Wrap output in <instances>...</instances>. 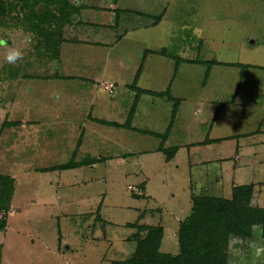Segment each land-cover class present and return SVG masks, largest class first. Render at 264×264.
Wrapping results in <instances>:
<instances>
[{
    "label": "rangeland",
    "instance_id": "rangeland-1",
    "mask_svg": "<svg viewBox=\"0 0 264 264\" xmlns=\"http://www.w3.org/2000/svg\"><path fill=\"white\" fill-rule=\"evenodd\" d=\"M10 1L5 0V6ZM67 1L73 4L72 0ZM83 1L91 4L100 0ZM101 1L113 11L111 25L105 28L74 25L71 29L67 26L63 35L70 41L56 49L52 43L50 51L43 47L32 50L34 36L21 18L28 11H18V2L15 4L13 0L15 8L3 16L7 25L0 24V39L20 48L24 58L15 65L8 64L6 48L0 46V173L15 176L18 184L12 201L15 213H8L6 227L0 230L2 264L124 261L135 247L130 236L135 228L125 224L136 220L150 225L170 223L165 226L160 250L175 253L177 239L171 237L177 228L174 217H183L191 207L184 182L190 180L195 193L230 197L232 180L237 184L248 183L264 173L262 162L252 163L255 152L261 154L264 149V142H260L264 139V0H115L118 7L114 9L110 7L112 0ZM133 8L147 16L136 17ZM116 10H123L125 15H120L115 28ZM105 14L111 15L109 11ZM85 16L81 12L78 18L86 19ZM145 23H149L147 28L143 26ZM83 40L88 41L80 43ZM95 41L98 43L91 44ZM145 49L150 52L144 58ZM207 61L216 63L208 67ZM139 67L138 87L169 89L174 98L180 99V113L174 124L178 130L172 132L169 145L184 138L187 118L193 124L194 141L207 135L238 136L208 146L192 145L188 157L182 149L168 166H162L163 153L140 155L139 161L135 160L136 174L125 173V163H111L104 178L98 180L103 172L100 165L92 172L95 179L89 183L94 189L87 186L86 190H72L81 194L76 197L80 201L72 202L75 206L47 208L41 201L53 197L56 190H47L45 180L56 179L60 171L42 172L37 168L68 161L70 158L61 156L62 148L73 147L78 137L84 138V143L94 139L92 122H83L84 134L79 131L80 121L89 113L91 118L123 122L137 94L130 84ZM99 75L106 81L102 89L97 84ZM82 78L93 79L94 83L87 80V84ZM139 96L141 114L137 115L140 120L136 125L142 129L161 127L162 131L175 101L146 93ZM217 106L221 109L220 117L210 133V117ZM65 117L73 124L62 121ZM5 121L17 123L7 126L3 125ZM21 121L28 125L21 127ZM258 127L262 132L239 135L254 132ZM35 130L33 138L23 136ZM146 132H136V141L126 140L119 131L118 139L124 140L120 141V149H152L159 138ZM201 155L215 161L203 165ZM152 157L154 161H148ZM181 158H188L189 168L177 164ZM237 160L239 174L234 169ZM162 177L165 182L160 180ZM141 179L147 180L146 195L133 196L127 185H135ZM103 197L100 215L104 220L79 213L82 204L93 205ZM262 199L264 203V195ZM69 207L71 215L63 213L58 221L49 216L52 211L59 213ZM171 208L176 211L174 214H170ZM2 214L0 218L4 217ZM230 242L228 264H264V239L257 227L250 238H232ZM66 246L70 248L66 250Z\"/></svg>",
    "mask_w": 264,
    "mask_h": 264
},
{
    "label": "trees",
    "instance_id": "trees-1",
    "mask_svg": "<svg viewBox=\"0 0 264 264\" xmlns=\"http://www.w3.org/2000/svg\"><path fill=\"white\" fill-rule=\"evenodd\" d=\"M4 1L0 0V24L5 26L7 24L6 21L3 22V16H6L10 9L15 8V5L11 0V3L5 6L7 2L4 3ZM14 1L15 4L19 3L18 6L16 5L18 11L22 12L23 10L25 13L26 10L28 11L21 18L25 22L27 30L34 36V41L31 37L33 43L30 46H32V50L39 47L49 50L52 43L55 44L56 49L64 41H70L64 37V29L72 24L73 16L78 13L81 5L71 4L67 0ZM17 17L19 18L18 15ZM74 42L76 41L74 40ZM149 52L150 50L145 49L144 56ZM161 52L165 53L163 49ZM214 62L207 61L208 67ZM140 67L137 68L130 84V87L137 90V94L134 96L128 117L123 124L116 122L110 124L129 127L131 115L142 92L173 99L175 103L170 115V122L163 133L156 134L161 139L159 148L164 152L166 160H169L173 157L176 148H164L162 143L170 131L180 99L174 98L169 89L154 91L138 87L136 81ZM100 121L103 122V120ZM16 123L17 121H5L3 125L12 126ZM81 163L82 161L77 162L72 158L65 163L54 165L50 169H68L81 165ZM14 189V177L10 174L0 173V213H4L2 214L4 217L0 218V230L6 227V216L10 209ZM95 213V218L100 220L99 210L97 209ZM125 225L135 228V232L130 235L135 240L134 250L124 261L114 260L110 264H228V262L230 263L229 254L231 251L229 248L232 245L230 242L232 238L248 239L252 236L253 228L257 227L264 239V207L258 205L257 192L252 184L232 186L230 197L192 193L190 210L178 222L176 229L178 244L176 253L160 250L163 236L161 225L139 223L138 220ZM1 251L2 245L0 243V262Z\"/></svg>",
    "mask_w": 264,
    "mask_h": 264
},
{
    "label": "crops",
    "instance_id": "crops-1",
    "mask_svg": "<svg viewBox=\"0 0 264 264\" xmlns=\"http://www.w3.org/2000/svg\"><path fill=\"white\" fill-rule=\"evenodd\" d=\"M111 1V0H110ZM115 0H112L110 2V7L112 9H114V7H118L117 5H115L114 3ZM82 5L80 7V10L79 12L76 14V18L74 19V21L72 22V24H70L68 26L69 29L70 26H73L76 25V26H79V25H83V26H88V27H95V26H100L102 28H105L109 25H111V21H109V19H111L113 17V11L112 10H109L107 8H105V4L100 0L98 1L97 3H89V2H84L83 0H80L79 4L78 5ZM109 7V6H108ZM135 10V16L136 17H142V18H145L147 16V13L141 11L140 13V10H137V9H134ZM107 11H109L111 13L110 14H105ZM81 12H84L87 14L86 19H80L79 20V14ZM116 13V15H115ZM125 12L122 10V11H119V10H116L114 12V18H115V28L116 26L119 24V18H120V15H125L124 14ZM130 13H128L129 15ZM117 19V20H116ZM161 20V18H160ZM117 21V22H116ZM159 22V21H158ZM147 25H149V23H145L144 28L148 27ZM67 28V27H66ZM126 34V33H124ZM79 39V38H77ZM88 40L86 41H81L80 43H87ZM65 42V41H64ZM63 42V43H64ZM68 42V41H67ZM98 42H94V43H91L93 45L97 44ZM66 44V42L64 43ZM79 44V43H77ZM90 45V44H89ZM92 46V45H91ZM147 55V54H146ZM145 55V56H146ZM144 56V58H145ZM135 76V74H134ZM97 78H99V81H97V84L98 86L100 87V89H102L101 85L104 84L106 81L104 80L103 81V76L102 75H99ZM134 79V77L132 78ZM87 80H91L92 83H94V80L93 79H90V78H82V81H85L87 84H88V81ZM140 87V86H139ZM142 88V87H140ZM152 90V89H150ZM161 90V89H160ZM156 91V90H154ZM109 92V91H108ZM114 92V91H113ZM112 92V93H113ZM143 93V92H142ZM149 94V95H153L151 93H147V92H144L143 94ZM141 95V94H140ZM156 97H161V96H158V95H154ZM93 99V98H92ZM91 99V100H92ZM141 96L138 97V100H137V103H139L141 100ZM142 99H144V96L142 97ZM91 103V101H90ZM136 103V106L134 108V111H133V114L131 115V119H130V126L129 127H122V126H117V125H113V124H110L112 122H116V123H120V124H123L126 120V118L128 117V114L125 118V120H123V122H118V121H115V120H109V119H105L103 117H94V118H91L90 116V113L87 115L86 118H84V121L81 120L80 121V129L83 127V122H92V130H94V134H95V137L93 140H87L85 143L86 144H89V146H86L85 143H84V138L81 137V140L80 138L78 137L76 141V143L73 144V147H68V148H62V155L63 157H67L68 159H74L76 160L77 162L79 161H82L81 165H78L76 167H72V168H68V169H62V170H58L60 171L59 174L57 175L56 179H52V180H49V179H46L45 182L46 184L45 185H48V188L47 190H56L55 193H53V197H51L50 199H47L46 202L44 203L43 201H41L42 204L44 205H48L47 208H49L51 205L52 206H59V207H63V206H71L74 202V201H80L78 199H76L77 196L81 195L79 194L80 192L75 193L74 191L72 190H86V187H91L94 189V187H92L89 183L95 179L94 177V174H92V172L95 171V169L101 165L102 167V176H98V180H100V178H104V172H105V169L107 166H109L111 163L113 164H119V163H125L127 164V167H126V171L125 173L127 174H130V173H134L136 174V170L134 169L135 167V160L139 161L140 159V155H144V154H151L153 155L154 153H163L162 157H163V161L165 164H163L162 166H168V164L170 165L171 163L174 162V160L176 159L177 157V154L180 150L182 149H185L186 152H187V157H188V153L190 152V150L192 149V145H196V147H198L199 145H211V144H214L216 142H221L223 140H228V139H231V138H235L236 136L238 135H228V134H224V135H212V136H206L205 138L203 137L202 139H198V140H193L191 138V126L193 125L191 120L189 118H187V122H186V135H184V138L187 137V138H181V140L178 142V143H175V144H172V145H169V140L171 139V137L173 136V133L174 131H177L178 129H176L177 125H174L176 123V120L178 119V115L180 113V102L178 103V108H177V111H176V114H175V117L173 119V122H172V126L170 128V131L167 135V137L165 138V140L163 141V147L164 148H172V147H175L176 148V151L173 155V157L169 160H166L165 158V154L162 150H160L159 146H161V139L159 138L158 135L156 134H161L163 133L162 131H165V128L167 127V125L169 124L170 122V117H169V121L167 120L166 121V124H165V127L162 131H160L161 127H158L156 129H142L140 128L138 125L136 124H139V119H137V115L141 114V110H140V105ZM90 109H93V104H90ZM219 107L217 106V109H215L213 111V114L212 116L210 117V120L211 122L209 123V132L211 133V128L213 127L214 123L216 122L218 116L220 117V110L221 109H218ZM130 110V109H129ZM69 111V110H68ZM196 111L199 112L200 110L198 108H196ZM74 112V110H73ZM195 112V111H194ZM70 111H69V115H70ZM67 114V113H66ZM144 114V113H143ZM68 115V116H69ZM73 115V114H72ZM223 115V114H222ZM65 116L62 115V117ZM146 118V117H145ZM143 119V121H145L146 119ZM69 119V118H68ZM63 120H66V117ZM70 120V119H69ZM100 120H103V122H101ZM201 120L205 121L206 119L204 118H201ZM61 121V120H59ZM22 125L21 127H24V126H27L28 123L25 122V121H21ZM69 122V121H68ZM163 122V121H162ZM70 124H73V122H69ZM164 124V123H162ZM72 128V127H71ZM85 128V127H83ZM79 131H81V134H84L82 132L83 129H81ZM72 130V129H71ZM182 130V129H181ZM119 131H122L123 133V137L128 140L129 138H132V139H135L137 141V139L135 138V133H144V131H147L146 133L147 134H150V135H153L154 137H157L159 138V142L154 145V147L152 149H149V150H143L141 151V149H133L131 151L127 150V151H123V149L121 150L119 145L122 146L120 143V141H124V140H119L118 139V136L116 133H118ZM36 130L33 132V133H28V134H24L23 136L24 137H35L36 136ZM212 132H213V129H212ZM258 133V132H262V130L260 129V127H258L254 132H248V133H242V134H239L241 136H248V135H252L253 133ZM98 137H100L102 140H98ZM119 137H122L120 134H119ZM28 139V138H27ZM26 140V139H25ZM261 143L264 142V139L260 140ZM128 144V143H127ZM94 145V146H93ZM64 146V144H63ZM195 147V146H194ZM264 148V146H263ZM238 149V147H236V150ZM55 152V151H54ZM54 157V155L52 156V158ZM155 157V156H154ZM154 157H152V159H149L148 161H154ZM61 158V157H60ZM137 158V159H136ZM69 159V160H70ZM184 158H181L180 159V162L177 163L178 165L180 163H182V166H184V168H189L190 166V161L188 160V158L186 160H183ZM200 159L202 160V164L204 165V163L208 164V163H212L214 162L215 160H213V158L209 157V156H203L201 155ZM236 159H239V157L237 156ZM68 160V161H69ZM219 160V159H218ZM53 159H52V163H53ZM224 162V160H222ZM58 163H53L51 165H42L40 167L37 168L38 171H42V172H47V171H52V172H56L57 170H53V169H50L51 167H53L54 165H58V164H61V163H65L67 161H57ZM258 163L260 164L262 162V166L264 164V149H263V152L260 154V152L256 151L255 152V155L253 156V161L252 163ZM176 165L177 169H178V165ZM111 166V165H110ZM234 169L237 168V170H235V172L237 174H239V170H240V166H239V163H238V160L236 161V163L234 164ZM132 167V169H130ZM264 167V166H263ZM47 168V169H45ZM98 169V168H97ZM140 169V172H143ZM263 172H264V169H263ZM91 174V176L93 177H89L88 175ZM140 174V173H139ZM260 175V174H259ZM14 179H15V189L14 190H17V181H16V177L13 176ZM162 182H165V179L162 177V179H160ZM242 184H252L253 187H254V190L257 192V203L258 205L264 207L262 204L263 203V199H262V196L264 195V173H262L261 176H258L257 179L255 181H250L248 183H242ZM90 185V186H89ZM234 185H241V184H237V183H234V181L232 180L231 181V188L232 186ZM22 186H23V182H22ZM127 188L130 189V190H133V196H137V197H142V196H145L146 195V190H147V180H143L141 179L137 184L135 185H127ZM188 188V190H186ZM192 185L190 184V180L189 182H184L183 183V189L186 190L184 191L186 193V197L188 198V200H191V194L192 193H195L192 189ZM96 190H99V188H95ZM100 190H104V189H100ZM107 190V189H105ZM141 190V192H139ZM200 193H203L202 191H200ZM14 194V193H13ZM103 194V193H102ZM76 195V196H75ZM14 195L11 199V204H10V210H14L15 207H13L12 205V201L14 199ZM224 197V196H223ZM104 197L99 201V203H94L93 205H81V207H78L80 209V212L79 213H82L84 214L85 216H90L92 217L93 215H95L96 217V213L95 211L98 209L99 210V213H100V209H102L101 207L103 206V202H104ZM32 201H35V199H32ZM76 205H80V203H77ZM72 206H75V205H72ZM72 208V207H71ZM71 208H66V209H62L60 210L59 213H55L54 211L50 212L49 213V216L51 218H55L56 221H58L59 217L61 215H63V213H66L64 214L65 216L67 215H71ZM159 210V208H157ZM168 211V210H167ZM94 212V214H89V213H92ZM170 214H174V212H176L175 210H173L171 208V210H169ZM188 212V211H187ZM8 213H15V210L13 212H10L8 211ZM8 215V214H7ZM186 216V213L183 215V217H174V219L177 221V226H178V222L183 219L184 217ZM7 217V216H6ZM95 220H99L97 218H95ZM100 220H104L103 219V216L100 215ZM99 220V221H100ZM6 223H7V219H6ZM159 225H161L163 227V236H162V240H161V245H162V242H163V239H164V234H165V226H168L170 223H168L167 221H161V224L158 223ZM166 224V225H165ZM177 229V228H176ZM173 231L171 233V237H176L177 239V235H176V230ZM70 247L69 246H66L65 249H69ZM161 248V246H160ZM171 253V252H170ZM176 253V252H175ZM2 259V257H1ZM0 264H2V260L0 262Z\"/></svg>",
    "mask_w": 264,
    "mask_h": 264
},
{
    "label": "clouds",
    "instance_id": "clouds-1",
    "mask_svg": "<svg viewBox=\"0 0 264 264\" xmlns=\"http://www.w3.org/2000/svg\"><path fill=\"white\" fill-rule=\"evenodd\" d=\"M73 4L78 5L80 0H72ZM0 46L6 48L5 61L8 64L15 65L18 61L23 60L24 52L15 46H9L6 40L0 39Z\"/></svg>",
    "mask_w": 264,
    "mask_h": 264
}]
</instances>
